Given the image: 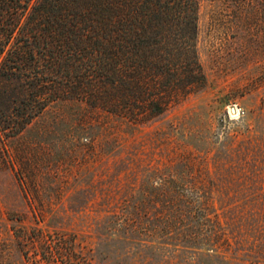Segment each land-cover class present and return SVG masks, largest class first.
Segmentation results:
<instances>
[{"label": "rangeland", "instance_id": "1", "mask_svg": "<svg viewBox=\"0 0 264 264\" xmlns=\"http://www.w3.org/2000/svg\"><path fill=\"white\" fill-rule=\"evenodd\" d=\"M200 90L142 124L84 101L0 130V264H264V0H201Z\"/></svg>", "mask_w": 264, "mask_h": 264}, {"label": "trees", "instance_id": "2", "mask_svg": "<svg viewBox=\"0 0 264 264\" xmlns=\"http://www.w3.org/2000/svg\"><path fill=\"white\" fill-rule=\"evenodd\" d=\"M200 9L201 0H0V130L16 136L59 101L135 124L166 113L207 82ZM62 260L80 261L70 251Z\"/></svg>", "mask_w": 264, "mask_h": 264}]
</instances>
